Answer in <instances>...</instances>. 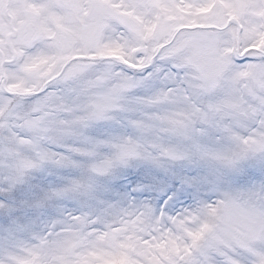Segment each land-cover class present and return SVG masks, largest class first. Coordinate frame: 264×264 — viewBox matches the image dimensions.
I'll use <instances>...</instances> for the list:
<instances>
[{"label": "snow or ice", "instance_id": "snow-or-ice-1", "mask_svg": "<svg viewBox=\"0 0 264 264\" xmlns=\"http://www.w3.org/2000/svg\"><path fill=\"white\" fill-rule=\"evenodd\" d=\"M0 264H264V0H0Z\"/></svg>", "mask_w": 264, "mask_h": 264}]
</instances>
